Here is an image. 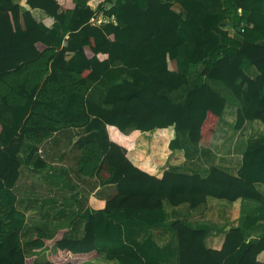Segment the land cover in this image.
Masks as SVG:
<instances>
[{
	"label": "trees",
	"instance_id": "obj_1",
	"mask_svg": "<svg viewBox=\"0 0 264 264\" xmlns=\"http://www.w3.org/2000/svg\"><path fill=\"white\" fill-rule=\"evenodd\" d=\"M213 3L220 12L200 0H0V264H81L102 252L116 264H165V252L149 237H131L124 223L172 231L178 264H264V235L254 243L243 234L264 212L230 228L213 250L204 246L206 228H192L188 215L166 222L165 210L202 212L207 197L264 206L256 188L264 183V136L246 141L237 176L215 166L205 178L173 167L157 178L140 169L161 174L185 143L191 155L209 148L230 98L234 130L246 121L264 124V0ZM35 9L47 19L37 21ZM98 15L109 22L92 24ZM238 28L241 42L230 36ZM191 71L222 83L231 96L197 81L175 102L168 94L189 85ZM98 83L108 84L100 104L86 98ZM69 128L84 129L75 143L78 173L116 192L104 208L83 215L80 237H67L66 227L37 228L23 246L26 217L14 193L22 144L32 143L29 165L43 142ZM46 168L35 160L34 170Z\"/></svg>",
	"mask_w": 264,
	"mask_h": 264
},
{
	"label": "crops",
	"instance_id": "obj_2",
	"mask_svg": "<svg viewBox=\"0 0 264 264\" xmlns=\"http://www.w3.org/2000/svg\"><path fill=\"white\" fill-rule=\"evenodd\" d=\"M200 1L211 12H220L219 7L213 3V0ZM13 2L19 4L21 0H13ZM31 12L37 21L42 22L47 19V16L41 10L35 9ZM238 12H241V10H238ZM239 29L230 32V36L234 40L241 42L242 36L239 34ZM259 44L264 45V40L260 41ZM192 75H195L193 76L195 82H207L222 96L226 98L231 96L230 93L227 96L226 88L224 89L217 81L199 79L196 73L192 74L191 72ZM249 75L253 78L256 73L252 69ZM107 87V83H98V85L92 87L86 98L88 101L100 104L104 95L101 91L106 90ZM190 88L183 86L169 94L170 96L172 95V99L175 102H181L185 94L180 100L178 93L182 89H185L186 93ZM230 99L210 147H198L199 157L197 159L191 158L190 152L193 151V148L190 144L185 143L183 149L180 150L182 153L181 156L178 155L176 157L177 163L171 165L173 168H177L176 171L178 173L189 175L197 173L202 178H205L208 175L209 167L215 166L229 175L237 176L238 170L242 165V154L245 150L246 141L250 138L264 136V131L253 132L257 125L264 127V124L259 121H246L240 130H234L232 125L235 121L236 106L233 105V99ZM10 116L9 112H3L5 120L9 119ZM229 130L232 132L230 133ZM83 132V128H69L56 132L38 147L29 165L24 163L32 149V143L24 140L20 151L22 163L14 186V193L16 195V208L25 215L26 223L29 217L30 204L37 200L42 203L44 209L55 204L58 205L54 216L57 215V218L61 220L60 225L65 226L67 229L68 227H73V225H75L76 229L79 226L82 227L83 232L85 224L83 215L104 208L106 200L116 192L114 185L101 187L96 182L95 176H82L78 173L77 162L80 158V152L76 148L75 143ZM233 134H235L234 137H232ZM37 158L43 159L47 164V168L43 171L33 169V164ZM140 169L157 178L162 177L166 170L163 169L160 174L158 173L159 171L151 173L147 169ZM256 188L264 194V183H257ZM165 210L168 214L166 222H172L176 218L188 215V224L192 228H206L205 248L219 250L223 245L225 234L230 228L242 226L248 218L261 215L264 212V206L258 202L248 200L239 199L235 202H230L225 199L207 197L206 205L202 212H186L184 207H170L167 205ZM123 226L127 229L126 231H133L129 233L137 241L142 242L149 237L156 246L165 252L167 258L165 264H178V240L172 231L160 226L146 228L132 223H124ZM70 228L67 231L69 233L71 231ZM243 234L246 241L257 242L264 235V220H259L251 228L244 229ZM46 256L48 257L47 254ZM258 260L264 263V253L260 254Z\"/></svg>",
	"mask_w": 264,
	"mask_h": 264
},
{
	"label": "rangeland",
	"instance_id": "obj_3",
	"mask_svg": "<svg viewBox=\"0 0 264 264\" xmlns=\"http://www.w3.org/2000/svg\"><path fill=\"white\" fill-rule=\"evenodd\" d=\"M192 74H195V73L192 72ZM193 76H195V75H192V76H191V74L189 75V78H190L189 81L190 82H189V85H187V87H191L195 84V79L193 78ZM219 84L225 89V86L222 83H219ZM225 91L227 93V96H229L230 91L228 89H226ZM178 94L180 95V100H181L183 95L185 94V89H182V91H180V93H178ZM168 96H170V94H168ZM170 97L172 98V95ZM231 132L232 131H230V133ZM234 135L235 134H233L232 137H234ZM241 135H243V134H241ZM191 156H193L195 159H197L199 157L198 154L195 152H192ZM167 169L172 170V166L170 164H166V170ZM57 207H58V205L55 204V205L48 207L47 209H44L42 207V203L40 201H37V200H34L30 204V209H29L30 212H28V215H29L28 221L25 225V229L23 230V233L21 236V241H22L23 246H24L25 242L29 238L32 237V235L34 234V232L37 228L46 229L47 232L50 233L52 231L57 230L60 227H63V225L62 226L60 225L61 220L59 218H57V215L54 216V212H55V209ZM69 228L70 227H68V229ZM70 229H71L70 233L69 232L66 233L67 237L77 238L81 235L82 227L78 226V228L76 229L75 225H73V227H71ZM129 232H133V231H129ZM50 252H51V249L49 252L44 251V252L38 254L36 257L37 261L38 262H44L47 259L46 254L49 255ZM81 264H116V262L114 259L107 258L106 253L102 252L97 258H95L89 262H84Z\"/></svg>",
	"mask_w": 264,
	"mask_h": 264
},
{
	"label": "built area",
	"instance_id": "obj_4",
	"mask_svg": "<svg viewBox=\"0 0 264 264\" xmlns=\"http://www.w3.org/2000/svg\"><path fill=\"white\" fill-rule=\"evenodd\" d=\"M90 22L92 24H96L99 25L100 27L103 26L105 23L109 22V19H107L106 17H103L101 15H98L96 17H93L90 19Z\"/></svg>",
	"mask_w": 264,
	"mask_h": 264
}]
</instances>
